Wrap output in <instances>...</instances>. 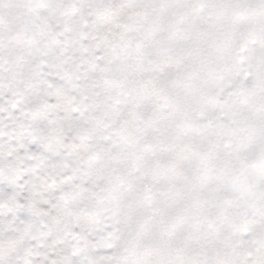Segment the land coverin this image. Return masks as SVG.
<instances>
[{"label": "snow or ice", "instance_id": "obj_1", "mask_svg": "<svg viewBox=\"0 0 264 264\" xmlns=\"http://www.w3.org/2000/svg\"><path fill=\"white\" fill-rule=\"evenodd\" d=\"M0 264H264V0H0Z\"/></svg>", "mask_w": 264, "mask_h": 264}]
</instances>
